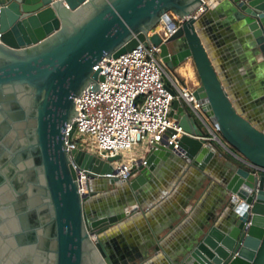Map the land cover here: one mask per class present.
Listing matches in <instances>:
<instances>
[{
  "label": "water",
  "instance_id": "95a60500",
  "mask_svg": "<svg viewBox=\"0 0 264 264\" xmlns=\"http://www.w3.org/2000/svg\"><path fill=\"white\" fill-rule=\"evenodd\" d=\"M203 4L0 0V264H118L103 234L145 213L144 189L161 163L204 171L216 158L215 142L237 158L223 171L227 210L169 264H264V172L254 173L264 169V111L257 108L264 95L244 90L228 54L230 43L245 37L264 69V0H209L195 16ZM170 14L186 20L163 41L157 29L173 27ZM212 22L232 24L215 34ZM140 45L159 47L170 72L193 61L200 81L193 96L210 129L183 99L174 100L170 116L185 132L179 148L146 149L122 181L113 165L120 156L104 160L82 146L69 151L76 125L66 132L78 116L76 99L104 80L95 67ZM95 184L124 191L132 209L97 207ZM151 194L156 203L165 197Z\"/></svg>",
  "mask_w": 264,
  "mask_h": 264
},
{
  "label": "built area",
  "instance_id": "2783aa9c",
  "mask_svg": "<svg viewBox=\"0 0 264 264\" xmlns=\"http://www.w3.org/2000/svg\"><path fill=\"white\" fill-rule=\"evenodd\" d=\"M208 2L203 0L204 4ZM204 4L195 16L205 12ZM170 17L173 27L163 23L157 29L163 41L175 34L186 20L173 14ZM160 52L159 47L140 45L119 58L103 59L95 70L101 71L104 80L99 81L97 91L87 89L76 99L78 116L68 126L67 136L76 125V135L90 137L98 150L94 155L104 160L118 156L122 159V152H131L141 144H146L147 149L174 146L177 150L178 141L185 132L170 116L174 100L183 99L199 119L201 105L193 96L194 90L182 85L168 71L159 57ZM76 135L72 144L67 142L69 151L80 146L76 143ZM137 162L114 166L117 176L122 181L127 180ZM254 168L256 174L264 172L262 168ZM81 192H85L84 181Z\"/></svg>",
  "mask_w": 264,
  "mask_h": 264
},
{
  "label": "crops",
  "instance_id": "0c3cea01",
  "mask_svg": "<svg viewBox=\"0 0 264 264\" xmlns=\"http://www.w3.org/2000/svg\"><path fill=\"white\" fill-rule=\"evenodd\" d=\"M231 55V60L241 62L234 64L231 70L234 69L235 76L242 78L244 90L254 89L262 100L264 69L259 66L261 59L254 58L252 54L247 56L245 51L238 56ZM177 71L182 77L192 79L185 67L180 66ZM260 104L264 111V104ZM215 147L216 158L204 171H187L177 161L158 166L155 179L144 189L148 192L147 201L142 198L145 213H137L103 234L112 240L111 250L118 264H169L168 258H174L177 252L184 250L202 227L227 210L222 186L223 171L228 162L237 164V158L226 146L215 142ZM95 191L97 207L115 211L132 209V201L124 191L117 192L110 185L104 190L99 184H95ZM154 192L156 195L161 192L165 197L156 203L151 197Z\"/></svg>",
  "mask_w": 264,
  "mask_h": 264
},
{
  "label": "rangeland",
  "instance_id": "374dc122",
  "mask_svg": "<svg viewBox=\"0 0 264 264\" xmlns=\"http://www.w3.org/2000/svg\"><path fill=\"white\" fill-rule=\"evenodd\" d=\"M181 67H185L188 69L192 75V79H187L186 77H182L180 73L176 70L172 71V74L177 77L181 84L187 87L190 90L196 89V87H199L200 81L195 69V65L192 60H187L184 64L181 65ZM196 78V79H195ZM199 120V119H198ZM200 126L203 128V130L208 133V128L204 124V122L199 120ZM76 143L77 145L83 146L86 151L92 153V154H97L98 150L96 149L95 144L93 143V140L86 136V135H76ZM147 149L146 144H141L137 147H135L131 152H122V159L119 161L114 162L115 167H119L124 164L131 165L132 161L139 160L140 158L143 157L145 154V151Z\"/></svg>",
  "mask_w": 264,
  "mask_h": 264
},
{
  "label": "flooded vegetation",
  "instance_id": "af4514ba",
  "mask_svg": "<svg viewBox=\"0 0 264 264\" xmlns=\"http://www.w3.org/2000/svg\"><path fill=\"white\" fill-rule=\"evenodd\" d=\"M229 24H230V22L229 23L228 22H212L210 24V26L213 29L215 34H223V33H225L226 31L229 30V28H230L232 23L230 25ZM220 37H221V39L223 38V36H220ZM244 38L245 37H243L242 41H237L238 43L232 45L231 46L232 49L230 48V50H228V54L232 53L233 55L237 54L236 56H238V54H240V53L243 54L244 51H245V53L247 52V56H250L252 54L254 56V58H257L255 56L256 49L251 46V44L249 43V41L247 39L244 40ZM235 64L239 65V64H241V62H239L236 59V63ZM238 67H241V66H238ZM260 103L263 104V101L258 102L257 108L260 109V112H262L263 111L262 110V105Z\"/></svg>",
  "mask_w": 264,
  "mask_h": 264
},
{
  "label": "bare ground",
  "instance_id": "6f19581e",
  "mask_svg": "<svg viewBox=\"0 0 264 264\" xmlns=\"http://www.w3.org/2000/svg\"><path fill=\"white\" fill-rule=\"evenodd\" d=\"M196 79V78H195Z\"/></svg>",
  "mask_w": 264,
  "mask_h": 264
}]
</instances>
